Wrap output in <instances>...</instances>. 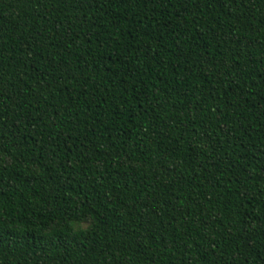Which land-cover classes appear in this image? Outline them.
<instances>
[{
	"label": "trees",
	"instance_id": "16d2710c",
	"mask_svg": "<svg viewBox=\"0 0 264 264\" xmlns=\"http://www.w3.org/2000/svg\"><path fill=\"white\" fill-rule=\"evenodd\" d=\"M0 264H264V0H0Z\"/></svg>",
	"mask_w": 264,
	"mask_h": 264
}]
</instances>
